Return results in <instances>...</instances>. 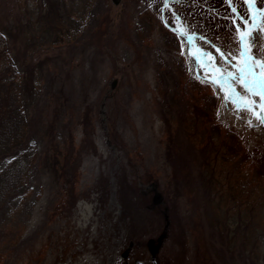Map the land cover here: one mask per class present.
Here are the masks:
<instances>
[{
	"label": "rangeland",
	"instance_id": "rangeland-1",
	"mask_svg": "<svg viewBox=\"0 0 264 264\" xmlns=\"http://www.w3.org/2000/svg\"><path fill=\"white\" fill-rule=\"evenodd\" d=\"M234 15L0 0V264H264V122L224 90L261 98L200 56L234 71Z\"/></svg>",
	"mask_w": 264,
	"mask_h": 264
},
{
	"label": "snow or ice",
	"instance_id": "snow-or-ice-1",
	"mask_svg": "<svg viewBox=\"0 0 264 264\" xmlns=\"http://www.w3.org/2000/svg\"><path fill=\"white\" fill-rule=\"evenodd\" d=\"M225 3L231 8V12L236 14L231 17H225V19H231L232 24L235 27V37L239 43V49L236 53L232 51L228 53V56H231L236 63L232 65L234 71H230L228 68L224 67V61H226L227 57H225L224 53L220 52V49L217 48V52H220L221 57L224 58L221 65L218 67L215 63L216 58L214 56H211L208 51H201L200 56L205 60L202 67L206 73H208L206 79L209 82L216 84H220L224 79L239 83L245 92L260 96L261 102L259 108L260 112H264V60H260L256 55L251 53V43L254 40L253 31L260 30L257 27L256 17L259 16L264 18V9H256L254 7L255 0H243V3L248 9V18L245 19L237 12V8L233 5V0H225ZM238 19L242 21L244 25L243 29L236 23ZM260 27L264 28V25H261ZM187 39L190 42L192 36L189 35ZM246 40L248 43H246ZM253 83H255V90L252 86ZM221 90L224 89L222 88ZM224 91L226 100L231 99L233 103L242 102L244 107L252 110L253 115H256L258 119H261L262 122H264V117H261L259 113L252 109V105L256 103L255 101L250 100L246 96L237 94L231 87Z\"/></svg>",
	"mask_w": 264,
	"mask_h": 264
},
{
	"label": "trees",
	"instance_id": "trees-1",
	"mask_svg": "<svg viewBox=\"0 0 264 264\" xmlns=\"http://www.w3.org/2000/svg\"><path fill=\"white\" fill-rule=\"evenodd\" d=\"M209 130L210 131H209L208 136H210L212 138L214 132H217L218 133L220 131L218 123L217 122H212L211 125H210V127H209ZM208 136H207V139L209 138ZM225 144H226V146L228 148L230 147V146H228L229 144L227 143V141H225Z\"/></svg>",
	"mask_w": 264,
	"mask_h": 264
},
{
	"label": "water",
	"instance_id": "water-1",
	"mask_svg": "<svg viewBox=\"0 0 264 264\" xmlns=\"http://www.w3.org/2000/svg\"><path fill=\"white\" fill-rule=\"evenodd\" d=\"M193 34H194V35H198V34H197V33H195V32H193ZM193 34H190V35L192 36ZM187 37H188V36H187ZM187 37H186V38H187ZM187 40H188V39H187ZM246 43H247V42H246Z\"/></svg>",
	"mask_w": 264,
	"mask_h": 264
},
{
	"label": "bare ground",
	"instance_id": "bare-ground-1",
	"mask_svg": "<svg viewBox=\"0 0 264 264\" xmlns=\"http://www.w3.org/2000/svg\"><path fill=\"white\" fill-rule=\"evenodd\" d=\"M254 34H257V33H255V31H253V36H254ZM190 45V44H189ZM186 51V50H185ZM260 52V51H259ZM69 261V260H68ZM84 261V260H83ZM68 264V263H67Z\"/></svg>",
	"mask_w": 264,
	"mask_h": 264
}]
</instances>
